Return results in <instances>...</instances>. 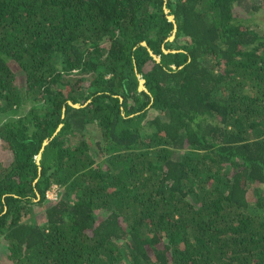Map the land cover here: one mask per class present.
<instances>
[{
	"label": "trees",
	"instance_id": "obj_1",
	"mask_svg": "<svg viewBox=\"0 0 264 264\" xmlns=\"http://www.w3.org/2000/svg\"><path fill=\"white\" fill-rule=\"evenodd\" d=\"M262 2L0 0L4 264H264Z\"/></svg>",
	"mask_w": 264,
	"mask_h": 264
},
{
	"label": "rangeland",
	"instance_id": "obj_2",
	"mask_svg": "<svg viewBox=\"0 0 264 264\" xmlns=\"http://www.w3.org/2000/svg\"><path fill=\"white\" fill-rule=\"evenodd\" d=\"M252 16H253V19L255 20V24H257L256 26H258V27L261 26L262 28H264V23L262 20H260V19L264 20V0L262 2V5L258 9V11L255 12L254 15H252ZM16 113H17V111H16ZM149 113H151V112H149ZM14 115H15V111H9L7 113H0V123L3 120L10 118ZM3 147H4V145L0 144V148L2 149ZM0 158L5 159V156H4V153L2 150H0ZM50 191H51V189H50ZM5 249L6 248L3 245H0V264H4L6 262L5 260H3V258H1L2 255L5 253ZM3 261H4V263H3Z\"/></svg>",
	"mask_w": 264,
	"mask_h": 264
},
{
	"label": "water",
	"instance_id": "obj_3",
	"mask_svg": "<svg viewBox=\"0 0 264 264\" xmlns=\"http://www.w3.org/2000/svg\"><path fill=\"white\" fill-rule=\"evenodd\" d=\"M166 10H167V8H166ZM169 18H170V19H173V15L170 14V15H169ZM173 37H174V31H173L172 34L169 36V38L172 39ZM143 43H145V42H143ZM163 50L166 51L165 48H163ZM150 52L153 54L154 57H156V58L159 57L158 54L153 53L151 50H150ZM143 82H144V79H143V78H140V86H139V88H144ZM69 103L72 104V105H74V106H79V105H80V103H73V102H71V101H69ZM46 142H47V140H44V143H46ZM39 158H40V153L36 156V161H37V162H39Z\"/></svg>",
	"mask_w": 264,
	"mask_h": 264
},
{
	"label": "built area",
	"instance_id": "obj_4",
	"mask_svg": "<svg viewBox=\"0 0 264 264\" xmlns=\"http://www.w3.org/2000/svg\"><path fill=\"white\" fill-rule=\"evenodd\" d=\"M58 194H59V187L56 183H53L45 192V195L48 199H56Z\"/></svg>",
	"mask_w": 264,
	"mask_h": 264
}]
</instances>
